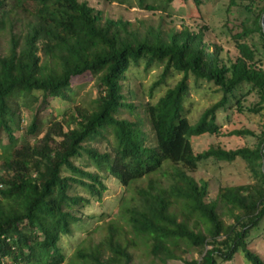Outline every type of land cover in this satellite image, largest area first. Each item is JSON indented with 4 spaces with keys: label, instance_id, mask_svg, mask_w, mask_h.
<instances>
[{
    "label": "trees",
    "instance_id": "16d2710c",
    "mask_svg": "<svg viewBox=\"0 0 264 264\" xmlns=\"http://www.w3.org/2000/svg\"><path fill=\"white\" fill-rule=\"evenodd\" d=\"M176 1L199 10L209 0L136 4L152 11ZM257 2L250 21L232 36L240 56L226 65L202 29L138 26L79 0H0V264H225L236 254L264 264L252 249L264 235V124L253 148L194 152L190 141L221 135L215 113L231 99L237 111L264 113V0ZM140 64L145 71L162 69L149 95L167 76L181 78L154 102L136 105L123 81ZM86 76L97 93L91 106L74 105L64 124L48 120L45 131L36 114L18 144L21 110L38 100L32 92L42 97L38 113L49 98L72 102V81ZM190 77L220 92L193 124L185 106ZM245 86L257 92L258 107L242 105ZM101 142L104 151L92 146ZM208 159L241 160L255 181L220 187L207 200V182L188 173ZM106 176L129 196L121 199L116 219L93 229L98 240L87 235L66 261L61 240L82 230L83 207L101 198ZM141 249L146 263L135 255ZM192 251L198 258L183 257Z\"/></svg>",
    "mask_w": 264,
    "mask_h": 264
},
{
    "label": "rangeland",
    "instance_id": "374dc122",
    "mask_svg": "<svg viewBox=\"0 0 264 264\" xmlns=\"http://www.w3.org/2000/svg\"><path fill=\"white\" fill-rule=\"evenodd\" d=\"M86 2L89 6L100 10L103 15L111 19H122L139 26L145 23L153 26L162 24L166 28L172 27L180 30L187 27L190 30H203L205 41L210 45L211 50L218 52L221 63L231 64L240 56L238 49L235 47L233 35L238 31L240 23H247L252 18V10L260 7L257 0H209L199 10L189 1H176L165 8L148 11L137 6L136 0H128L126 3H119L118 0H79ZM255 41L257 38L255 36ZM161 67L153 66L147 71L140 64L137 67H131L125 73L124 91L133 90L136 97H129L128 101L136 105L151 101L154 102L168 88L173 86L180 78L181 74L173 73L149 95L154 81H157ZM189 94L185 100V106L189 110L187 118L193 124L202 112L220 99L218 89L205 80L188 79ZM73 101H62L60 99H47L44 110L37 113V106L42 101L38 92H32L33 97H38L35 104L29 102L21 110V122L19 128L14 132L18 144L24 142V129L29 121L37 114V120L43 131L47 128L48 120L64 121L69 119L74 105H80L84 110L92 104V100L97 96L94 86V79L86 76L74 79L72 81ZM242 93L245 95L242 105L246 108L258 107L260 98L256 91L249 87H243ZM128 94V93H127ZM216 123L219 125V136H192L190 138L194 152H202L209 147H220L226 150H234L241 147L253 148L263 129L264 113L249 112L247 110L237 111L234 100L231 99L223 108L215 113ZM241 131L243 134L234 135L232 131ZM245 132L252 134H244ZM31 142L34 138H28ZM37 142V141H34ZM100 151L106 149L105 142L93 144ZM75 164H80L76 160ZM82 165L83 162H82ZM91 169V168H86ZM196 181H205L208 184V197L211 200L215 197L218 188L224 186H234L246 183H253L254 176L252 171L241 160L233 162L215 161L208 159L200 162L194 171L188 173ZM105 189L102 191L101 198H90L89 204L83 207L85 213V223L82 230H75L70 237H63L61 245L66 261L70 260L80 240L87 235L91 236L94 241L101 236L100 232H94L97 226L105 224L109 219L118 217V208L122 198L128 197L129 193L113 177L106 176L102 180ZM83 197H88L85 191L79 190ZM2 207H9V202L3 201ZM88 231V234H87ZM115 235L119 234L117 230ZM252 249L257 251L258 255L264 259V235L257 238L252 244ZM135 255L142 256V263L148 262L143 256V250L135 251ZM185 259L198 258V253L192 251L183 256ZM167 264H183L180 261H170ZM225 264H249L245 262L241 254H236L234 259Z\"/></svg>",
    "mask_w": 264,
    "mask_h": 264
},
{
    "label": "water",
    "instance_id": "95a60500",
    "mask_svg": "<svg viewBox=\"0 0 264 264\" xmlns=\"http://www.w3.org/2000/svg\"><path fill=\"white\" fill-rule=\"evenodd\" d=\"M261 26H262V31H263V33H264V24H263V19H262V24H261Z\"/></svg>",
    "mask_w": 264,
    "mask_h": 264
}]
</instances>
